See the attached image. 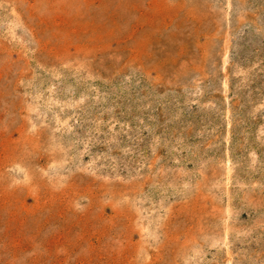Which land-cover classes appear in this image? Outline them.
<instances>
[{"label":"rangeland","instance_id":"374dc122","mask_svg":"<svg viewBox=\"0 0 264 264\" xmlns=\"http://www.w3.org/2000/svg\"><path fill=\"white\" fill-rule=\"evenodd\" d=\"M0 264H264V0H0Z\"/></svg>","mask_w":264,"mask_h":264}]
</instances>
